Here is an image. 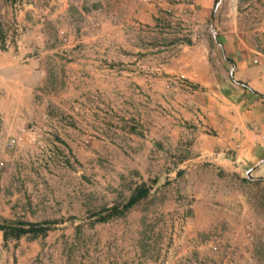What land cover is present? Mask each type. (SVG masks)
I'll return each mask as SVG.
<instances>
[{
  "label": "crops",
  "instance_id": "obj_1",
  "mask_svg": "<svg viewBox=\"0 0 264 264\" xmlns=\"http://www.w3.org/2000/svg\"><path fill=\"white\" fill-rule=\"evenodd\" d=\"M108 1L99 12L78 7L77 21L68 0H47L37 15L32 3L4 0L3 124L44 129L71 115L79 127L101 120L110 127L132 116L153 150L175 161L170 174L193 177V191L227 190L230 177L264 181V0H189L187 38L167 45L147 39L145 29L158 28L160 10L179 4ZM208 168L222 180L204 177ZM15 264H26L24 256Z\"/></svg>",
  "mask_w": 264,
  "mask_h": 264
},
{
  "label": "rangeland",
  "instance_id": "obj_2",
  "mask_svg": "<svg viewBox=\"0 0 264 264\" xmlns=\"http://www.w3.org/2000/svg\"><path fill=\"white\" fill-rule=\"evenodd\" d=\"M19 1L37 7L35 15L47 3ZM68 1L77 21L83 20L78 7L86 14L109 7L108 0ZM173 1L180 7L161 9L158 28L145 29L152 42L167 45L187 38L191 22L184 10L189 0ZM4 5L0 0V17ZM18 29L14 25L9 35L14 38ZM68 118L69 124L55 119L48 127L44 123V129L31 121L9 127L0 118V221H55L44 237H10L4 244L0 234V260L6 257L15 264L24 256L26 264H264L263 180L230 177L223 179L227 190L216 184L213 193L193 191V177L170 174L175 161L164 149L153 150L135 117L113 119L110 127L101 120L97 127L83 128ZM203 172L208 179L222 180L212 169ZM141 186L148 189L145 197L123 213L109 215L111 207L122 209ZM102 215L109 216L102 221Z\"/></svg>",
  "mask_w": 264,
  "mask_h": 264
},
{
  "label": "trees",
  "instance_id": "obj_3",
  "mask_svg": "<svg viewBox=\"0 0 264 264\" xmlns=\"http://www.w3.org/2000/svg\"><path fill=\"white\" fill-rule=\"evenodd\" d=\"M1 26V22H0ZM148 189L144 186L138 187L129 199L123 204L122 209H117V207L110 208V214L123 213L124 211L131 208L138 200L147 195ZM113 212V213H112ZM109 215H102L99 220L105 221ZM55 221H44V222H32L26 220H4L0 221V232L2 233V238L4 244L8 241L10 237L15 240H19L22 237L29 236V238L44 237L47 232L51 229L52 223Z\"/></svg>",
  "mask_w": 264,
  "mask_h": 264
},
{
  "label": "built area",
  "instance_id": "obj_4",
  "mask_svg": "<svg viewBox=\"0 0 264 264\" xmlns=\"http://www.w3.org/2000/svg\"><path fill=\"white\" fill-rule=\"evenodd\" d=\"M177 81H178V83H182L183 79L179 78Z\"/></svg>",
  "mask_w": 264,
  "mask_h": 264
}]
</instances>
